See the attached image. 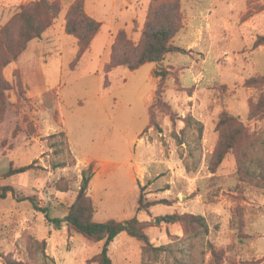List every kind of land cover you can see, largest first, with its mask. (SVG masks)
I'll use <instances>...</instances> for the list:
<instances>
[{"label": "rangeland", "instance_id": "rangeland-1", "mask_svg": "<svg viewBox=\"0 0 264 264\" xmlns=\"http://www.w3.org/2000/svg\"><path fill=\"white\" fill-rule=\"evenodd\" d=\"M32 1L0 0V28ZM52 1L60 3L57 17L3 70L11 87L0 105V187L11 186L14 191L0 198V255L25 264H57L56 257L58 264H87L100 245L80 234L68 236L62 222L56 230L44 217L43 210L58 218L67 212L80 180L75 164L52 167L62 160L54 153L60 145H52L53 139L47 136L58 132L64 122L72 130L70 138L76 141L78 154L125 161L133 146L131 139L147 122L158 81L151 76V63L135 70L117 67L106 76L101 67L95 72L97 58L71 68L76 45L74 37L65 33L64 23L72 0ZM124 1L116 0V6L110 7L104 0L97 17L105 26L128 30L130 17L142 21L150 0H130L126 8H120ZM179 12L182 27L172 42L184 51L164 57L162 64L169 74L151 108L154 125L140 134L146 146L135 150L142 167L148 169L138 182L145 185L146 199L158 202L148 217L144 212L137 216L156 224L149 228V235L162 249L152 251L141 263L140 243L124 234L112 245L110 258L113 264H207L211 244L224 251L221 264H264V184L260 182L264 178V116L247 120L249 106L260 92L244 85L246 78L264 73V43H254L264 36V0H180ZM133 29L127 35L136 44L140 32L136 24ZM100 38L98 58L106 59L109 46L101 49L105 37ZM18 68L14 76L12 71ZM158 73L156 69L153 75ZM222 109L237 116L257 137L248 148L250 185L237 180L230 159L214 174L208 172ZM26 165L29 168L21 173L4 174ZM124 173L106 181L117 183L108 193L123 197L122 215L130 218L135 214L138 185L134 194ZM58 181L69 189L57 190ZM238 207L242 230L230 224ZM172 212L203 215L207 232L182 236L180 225L170 224L171 236H167L165 225L156 217ZM115 217L121 216L99 212L94 220Z\"/></svg>", "mask_w": 264, "mask_h": 264}, {"label": "trees", "instance_id": "trees-1", "mask_svg": "<svg viewBox=\"0 0 264 264\" xmlns=\"http://www.w3.org/2000/svg\"><path fill=\"white\" fill-rule=\"evenodd\" d=\"M180 0H150L146 9L145 19L140 28V37L134 44L123 29H118L110 46L109 62L104 65L103 73L107 75L116 67H125L129 70H135L145 63H153L154 68L159 70L155 76L157 78L154 91L155 99L148 107V123L145 128L153 126V114L151 108L159 100V87L168 76V68L163 66L164 57L168 54L180 52L179 46L173 44L172 39L182 27L179 12ZM60 12V3L52 0H34L25 6H21L6 24L0 28V105L4 103V92L10 89V83L4 78V68L25 50L28 43L34 38H39L45 29L52 23ZM101 23L84 10V0H72L65 13L64 31L75 38L76 52L74 59L71 60L73 68L82 54L89 48L90 43L96 33L100 30ZM256 45L264 43V36H260L255 42ZM14 76L19 70L12 71ZM20 78H16L15 86L20 89ZM244 85L259 90V96L247 111V120L254 121L264 116V73L259 76H252L244 80ZM144 128V129H145ZM217 141L211 152L208 163V172L214 174L221 164L230 159L234 168L237 180L240 183L249 184L251 179L248 169L250 154L249 145H252L257 137L248 132L246 124L237 116L230 114L227 109H222L215 125ZM53 139L52 145H60L54 153H59L61 159L52 164V167L73 166L76 160L69 149L67 136L64 131L59 130L56 133L47 136ZM69 160V161H67ZM93 163H89L80 170V180L78 188L67 212L61 217H50L46 210H43L44 217L54 228H59L62 222L68 236L75 233L80 234L90 242H101L100 251L92 257L86 259V263L95 262L97 264H113L108 251L110 243L120 234L125 233L140 243L141 263L145 262L152 251H159L162 246H156L151 242L149 228L155 226L149 219H140L137 213L144 212L147 216L150 214V208L157 204L153 200L146 199L145 185L138 183L136 194L135 214L123 221L117 219H108L105 221H95L96 204L93 198L88 194L87 187L93 174ZM29 168L28 165L15 169H8L4 174L6 176L21 173ZM264 184V178L260 181ZM56 189L66 191L69 189L61 182H56ZM11 186L0 187V198H4L7 192H13ZM35 206V201L32 200ZM231 216L230 224L236 226L238 230L244 228L241 207L235 209ZM159 223L165 225V233L171 236L168 228L170 224H179L182 229V236L191 233H206L208 226L205 217L201 214L189 212H172L156 217ZM240 236L239 239H241ZM44 245V242H41ZM210 261L207 264H221L224 251L215 249L209 244ZM3 264H25L9 255L1 254Z\"/></svg>", "mask_w": 264, "mask_h": 264}, {"label": "crops", "instance_id": "crops-1", "mask_svg": "<svg viewBox=\"0 0 264 264\" xmlns=\"http://www.w3.org/2000/svg\"><path fill=\"white\" fill-rule=\"evenodd\" d=\"M116 3H117L116 0H108V5L110 7H115ZM129 3H130V0H126L123 3H121L119 6H120V8L121 7L126 8L127 4H129ZM103 5H104V0L103 1L102 0H84L85 12L88 15L95 18L96 20L100 21L101 26H100V30L93 37L89 48L82 54V56L80 57V59L78 60V62L75 65V66H77L79 63H82L84 61H86L88 63H92L94 58H97V60L94 61L95 62V67H94L95 72H98L100 67L103 70L104 65L109 62L110 46L113 42L115 32L118 29H123L126 32V34L131 35L132 32L135 31L133 29L134 24H136V31L140 32L141 25L145 19V16H144L142 21L139 23L136 20V17H130V19H129L130 27L128 30L126 28H120L119 26H116V25H106L105 26L104 22L101 21V19H99L97 17L98 14L101 12ZM103 36L105 37V40H104V42H101V40H100V42L102 44L101 49H105L107 46H109V53L107 54L106 59L98 58L99 56H101L99 54L100 48L96 47V41L100 37H103ZM100 39H102V38H100ZM103 44H104V46H103ZM151 64H152V66L150 68L151 74H152L151 76L155 81L156 77H154L155 75H153V74L156 73V69L154 68V64L153 63H151ZM18 70H19V68H18ZM154 91H155V89H154ZM154 91L152 93V98H151L150 103L152 102V100L154 98ZM150 103H149V105H150ZM147 111H148V109H147ZM147 123H148V119H147V122L144 124V126H142L139 129V131L135 134V137L133 139H131L133 146H132L131 153H130L129 157L127 159H125V161H113V160H110L107 158L105 159V158L95 156L92 154H88V153H79L78 154L76 149H75V145H77V143H76V141H74V143H73L71 138H70V132L72 130H70V128H68L64 124V122L58 127L59 130L64 131L66 136H67L68 146H69V149L72 152V154L76 160L75 168L78 170V172H80V170L83 167H86L89 163H93V165H94L93 174L89 180L87 192L93 198V200L96 204L97 209H96L95 215L99 212L106 213V214H112L113 213V214L120 215L121 217H115V218H110V219H117L120 221L128 219L127 215H122V212L124 211L123 197H120L116 193L115 194H109L108 193L110 190L114 189L117 186V183L115 181L108 183V181H106V179L110 180V177H113V175H116L120 172H125L124 173L125 177H127L130 180L131 190L134 192V194H136L137 185L139 183L138 180H141L143 177H146L147 173H148L147 172L148 169L146 167H142L141 162H140V158L135 153L136 152L135 150H141L143 148V146L145 145L144 139L140 136V134L144 130V128L146 127ZM120 167H122L123 171L119 170ZM119 176H120V174H118L117 177H119ZM141 183H142V181H141ZM140 185H144V184H140ZM99 192H101V193L99 194ZM102 192H104V193L102 194ZM104 197H107V198L103 199ZM135 208H136V205H135ZM57 229H59V228H56V230ZM164 229H165V226H164ZM63 231L64 230H62V232ZM124 234L125 233H120L110 243L109 251H108L109 256H110L111 248L113 247L112 245H114L116 243V240L119 237L121 238L122 235H124ZM96 244L101 246V242H97ZM59 262H60V259L58 257H56V263L58 264Z\"/></svg>", "mask_w": 264, "mask_h": 264}]
</instances>
